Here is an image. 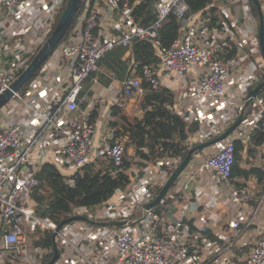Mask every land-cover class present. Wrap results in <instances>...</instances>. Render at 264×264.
Listing matches in <instances>:
<instances>
[{
  "label": "built area",
  "instance_id": "1",
  "mask_svg": "<svg viewBox=\"0 0 264 264\" xmlns=\"http://www.w3.org/2000/svg\"><path fill=\"white\" fill-rule=\"evenodd\" d=\"M66 1L0 0V11L5 10L0 32L6 37L1 55L11 57L8 65L0 61V94L9 88L18 69L27 66L25 60H20V53H29L33 47L39 49L43 45ZM156 12L157 21L142 26L135 21L127 0H84L70 32L48 58L54 68H66V87L56 92L46 106L30 107L29 122L0 126V264H44L51 258L52 249L33 243L42 231L53 233L58 225L51 218L40 217L34 209L31 194L38 185L36 174L47 161L56 140L59 168L76 170L91 160L96 127L90 121L89 112L79 109L80 94L84 81L97 70L98 60L108 51L126 47L135 39L150 41L160 54L159 66L164 73L179 79L192 77L190 85L194 93L190 95L196 103L223 101L230 86L237 81L245 57L214 58L215 47L200 45L193 29L182 30L168 47L160 45L158 30L162 20L172 14L182 21L188 13L184 0H158ZM20 13L31 19L26 23V28L33 31L29 39L27 29L17 36L20 33L6 32L4 27L6 21L16 24ZM22 21L25 23V19ZM245 43H249L251 53L257 55V39L240 37L236 43L240 52ZM137 68L140 69L137 75L121 83V94L125 98L137 99L144 95L142 81L152 90L160 85V75L154 65L134 63L133 71ZM255 68L248 66L250 74L240 82L242 87L247 88L256 79ZM15 96L19 97L18 93ZM241 107L242 104L234 106L236 117ZM260 115L261 110L246 125L255 127ZM247 139L248 133L239 138L244 144ZM233 141L215 144V150L201 166L204 172L213 174L211 183L216 195L212 204L226 214L225 223L221 217L216 218L218 212H209L208 219L214 221L213 225L205 218L189 223L184 214L170 222L166 214L158 217L153 209L137 217L138 210L143 213V205L153 199L149 184H164L180 163V158L173 157V161L164 164L165 169L161 168V163L145 168L144 175L134 180L132 191L124 193L114 205L94 212L86 207L76 208L73 215H85L96 221L134 222L122 226H95L84 221L64 224L57 231L59 256L53 264H264V229L249 233L264 205V197L256 198L252 205L251 200L256 196L254 187L248 185V181L245 186L233 183ZM124 151L123 144L115 142L103 146L99 154H107L116 166H121ZM188 183L189 179L179 177L167 195L176 201L185 197V207L196 211L200 199L185 193ZM69 184L72 185L71 180ZM140 201L144 204L138 208Z\"/></svg>",
  "mask_w": 264,
  "mask_h": 264
},
{
  "label": "trees",
  "instance_id": "2",
  "mask_svg": "<svg viewBox=\"0 0 264 264\" xmlns=\"http://www.w3.org/2000/svg\"><path fill=\"white\" fill-rule=\"evenodd\" d=\"M127 1L132 6V15L140 25L148 26L157 21L156 5L158 0ZM184 1L188 5V13L185 18L190 13L209 8V27L215 26L216 21H219L217 27L223 28L222 26L225 24L223 21L226 20L222 16H219V20L213 16L217 10L215 5H213L214 0ZM247 1L250 6L251 16L257 21L259 10L252 0ZM64 7L65 5L55 17L51 32ZM183 26V21L178 20L172 14L166 16L158 30L160 45L168 47L179 37ZM70 30L71 27L65 37ZM250 49L251 47L247 43L243 45V50L240 53L245 56L247 64L254 63L257 57H261L259 50L257 55H253L250 53ZM237 54V47L232 42H229V45L223 47L221 53L215 58L236 59ZM160 62V54L150 41L135 39L126 47H116L108 51L98 60L97 69L107 74L108 77L114 75L117 79L123 81L131 77L134 63L157 66ZM22 70L20 69L16 76ZM139 70L137 68L133 75L137 74ZM93 76L95 77L96 73L92 72L86 78L84 90L87 87L89 88ZM256 76L257 80L251 83L249 90L264 79V68L263 70L258 69ZM30 81L31 79L18 91L19 94H23L27 90ZM108 81L109 79L105 82ZM142 86L145 89V93L135 102L131 115H126L121 105L111 106L112 120L109 122V126L113 134L109 141L110 144L113 142L123 144L125 151L122 165L116 166L105 153L92 156L89 162L74 170L73 173L61 171L51 162L43 163L36 174L38 185L31 194L32 204L40 217L51 218L58 224L60 221L72 216L76 208L86 207L94 212L104 205L114 203L112 199L118 190H124L131 183L125 171L132 165L143 168L146 164H155L165 157L179 156L181 160L185 157L189 151L186 141L198 130L199 122H188L184 115L173 111L171 106L174 102V94L171 90L161 86L152 90L144 82H142ZM258 97L264 100V87L260 89ZM253 110L254 107L248 105L244 116L246 117ZM137 111H142L140 118L136 117ZM90 116L93 122L96 117V111H93ZM233 145L235 152L231 168V179L237 186H245V182L251 178L255 179L256 185L254 189L256 190V196L251 200V204L255 205L256 198L264 197V166L243 167L242 165L246 161L243 158V154L247 155V161H249L248 158L256 159L259 148L264 145V107L257 124L249 134L247 142L244 144L240 140H235ZM134 156L138 159L136 163L133 160ZM239 179H242V182ZM70 180L72 185L69 184ZM161 187H151L150 193L153 199ZM173 200L174 197L166 195L153 208L152 212L158 217H164ZM136 215L137 217L141 215L140 210H138ZM33 243L36 246L52 249V233L42 231L39 237L33 240Z\"/></svg>",
  "mask_w": 264,
  "mask_h": 264
},
{
  "label": "crops",
  "instance_id": "3",
  "mask_svg": "<svg viewBox=\"0 0 264 264\" xmlns=\"http://www.w3.org/2000/svg\"><path fill=\"white\" fill-rule=\"evenodd\" d=\"M236 1L237 0H214L213 2V5H215L217 9L214 12L213 16L217 18V20H219V16H222L226 20L223 21L225 23L222 26L223 28L217 27L219 21H216L215 26L209 27V22H208L209 8H206L203 11L190 13L186 18H184L182 20L184 23L182 30L188 28L193 29L194 34L196 35L197 42L200 45L212 44L215 47L214 58L221 53L223 47L229 45V42H232L233 45L236 46L238 50L239 47L236 43L240 40L239 31L241 28L239 26L241 25V20L237 19L239 15L236 12L235 8L231 7ZM245 2L246 5H248L249 7L248 10L250 13L249 3L247 0ZM260 7L264 16V2H262L261 0H260ZM20 10L21 9H18L17 12H20ZM4 15H5V10L1 9L0 21L1 20L2 21L0 23L5 22L4 21L5 19L3 18ZM22 19H25V23H23ZM30 20L31 19L27 18L25 14L20 13V19L14 22L16 24H10L6 21L4 27L6 29V32L9 31L10 33L11 32L17 34L20 33L17 36H21L22 33L27 29L26 23L29 22ZM257 27L258 25H256V28ZM28 30L29 29H27V31ZM6 32H4V34ZM1 35L2 33L0 32V61H3L5 65H8L9 64L8 61H10L11 57L4 58L1 55V52L3 51L2 43H5V39H6L5 36L2 37ZM253 37L256 38L258 41L257 31L255 33V36ZM243 45L241 47V51L243 50ZM36 50L37 49H35L34 47L33 53L21 52L20 60L21 61L25 60L26 64L28 65V63L30 62V58L34 56V54L37 52ZM240 53L241 52L238 50L237 57L241 56ZM256 60L254 63H249V64L252 65L256 64L257 63ZM244 62H245V58L242 63ZM159 64L155 66V69L159 72L160 75L159 86L165 87L173 92L174 102L171 106L173 111L177 112L180 115H184L188 122H193V121L199 122L198 130L195 133H193L186 141L189 149L193 147V145L195 146L198 143H201L203 141H206L208 139H211L219 135L236 119V114H235L236 111L234 106L243 104L251 84L247 88H244L242 87L241 83L236 81L230 86L229 92L227 93L226 98L223 101H217L213 104L204 100L201 101L200 103H196L190 95L191 93H194V91L192 90L193 87L190 85L192 81V77L188 76L183 79L175 78L172 75H168L164 73L160 68ZM263 66H264V62H263ZM255 67L256 68L254 75L255 77H257L256 72L259 69V67L257 66V64ZM19 70L20 68L18 69V71ZM134 72L135 71L132 72L131 77L137 75V74L133 75ZM94 73H96V76L92 77V82L89 85V88L87 87V89L85 90L83 88V91L80 94L81 103L79 104V109L82 112L88 111L89 116L92 115L93 111H96V117L94 121L92 122L90 119V121L94 123L96 127L94 141H93L94 148L92 149L93 157L98 156L100 153V149H96L97 146H106L107 144H110L109 140L111 139L113 134V131L109 126V122L112 120L111 106L121 105L124 109V113L126 115H131L132 113L131 110L135 106L134 105L135 102L139 99V98L137 99L125 98L121 94L122 80L117 79L114 75L108 77L107 74H105L100 70L98 71V69ZM67 79L68 78H67L66 68L62 67L60 69H56L50 62H48L47 59L45 63L41 66V68L32 77L27 87V90L23 94H19L18 92L19 97L16 96L13 97L8 103H6L5 106L0 108V126H7L16 122L18 123L22 122L23 124L29 122L30 121L29 108L46 106L49 100L55 95L56 92L66 87ZM107 79H109V81L105 82L107 81ZM84 85H85V81H84ZM184 92L186 93V97L182 98V94ZM258 101L262 102L263 104L257 103ZM251 106L254 107L253 112L250 113L246 119L244 118L243 122L232 133V135H230L225 140H234V141L239 140V138H244L246 133H248V138H249V134L251 130L254 128V126L252 128H249L250 126L246 125V123L249 121V119L254 120V117L257 115V113H259L260 110L262 112V109L264 107V100L261 97L257 96L255 102ZM71 114L77 115V112H72ZM141 116H142V111H137L136 117L140 118ZM214 147L215 145H212L200 151H196L192 155L191 160L187 165V167L179 175L180 178L186 180L189 179V183H188L189 187L185 193H187V195H190L193 198L197 196L200 199V206L196 211L194 210L191 211L187 207H185L186 205L185 197L184 199H180L178 201H176V198H174L172 204L169 206L168 211L166 213V218L168 221L170 222L175 221L179 214H184V219L187 222L193 219L195 221H198V218L201 219L205 218V220L210 225H213L215 224L214 221H212V219H208L209 212H212L213 214L215 212H218L216 218L221 217L223 223L227 221V216L225 213H221L222 211H219L216 206H214L213 208L212 202L214 203V197L216 195V192L213 190L211 183L213 174L209 172H204V169L201 167L202 163L207 158V156L212 151L215 150ZM262 150H264V145H262L259 148L258 155L260 154V158H261L260 151ZM57 151H58V146L56 140L55 143L54 142L52 143V147L47 157V161L45 162H51L57 166L58 165ZM34 154H37V151H35ZM173 157L180 158L179 156L177 157L169 156V157H165L161 161H158L157 163H161V168L165 169L164 164L173 161ZM246 157L247 155L243 154V158L246 159V161L242 165L243 167L249 168L250 166H256V159L248 158L249 161H247ZM133 160L134 163L138 161L137 157L135 156L133 157ZM181 161L182 160L180 158V162ZM155 164H146L143 168H139L136 165H132L130 168H128L125 171V173L126 175H128L129 179L131 180V183L124 190H118V192L112 199L114 203L108 205H114L117 202V199H119L124 193L129 194V192L132 191V187L135 183L134 180L144 175L145 168H147L148 166H153ZM57 168L66 173L74 172V170H63L58 166ZM179 177L176 179V182L179 179ZM239 181L242 182V179H239ZM247 184L255 187L256 185L255 179L251 178L250 180H248ZM162 185L163 184L158 182L150 183L148 186V190L150 192L151 187L162 186ZM143 204H144L143 201H140L137 207L140 208V206ZM262 208L259 211L258 217L256 219V223L252 226V229L249 232L251 234H256L260 230V228H262L261 225H264V210L262 211ZM185 213H187L188 215L186 216ZM140 214L142 215V210L140 211Z\"/></svg>",
  "mask_w": 264,
  "mask_h": 264
},
{
  "label": "water",
  "instance_id": "4",
  "mask_svg": "<svg viewBox=\"0 0 264 264\" xmlns=\"http://www.w3.org/2000/svg\"><path fill=\"white\" fill-rule=\"evenodd\" d=\"M84 0H67L63 11L61 12L59 19L52 30L50 36L44 41L43 45L37 50L34 54L28 65L15 77L13 82L10 84L9 88H7L3 93L0 94V108L5 106L17 93L18 91L27 83L32 77L36 74V72L41 68V66L45 63V61L49 58L52 51L56 48V46L60 43V41L65 37L68 30L72 26L79 10ZM257 9L259 10L258 18H257V37H258V45L259 51L264 62V18L263 13L260 7V0H252ZM264 87V79L259 81L252 89H250L246 95V98L242 104L241 111L237 115L236 119L219 135L203 141L201 143L196 144L191 147L182 161L178 164V166L174 169V171L170 174L166 182L162 185L160 191L155 196L154 199L145 203L143 205V215L146 214L147 211L152 210L157 204H159L163 198L167 195V192L175 183L176 179L182 173V171L189 164L192 155L196 151H200L209 146L215 145L227 139L232 133L238 128V126L244 120V112L248 105H253L256 97L261 88ZM72 221H84L89 224L95 226H122V225H130L134 221L131 220H119V221H96L85 215H72L67 219L60 221L57 225L56 230L52 233V249L53 254L51 258L45 264H53L54 261L59 256V249L56 243V235L57 231L66 223Z\"/></svg>",
  "mask_w": 264,
  "mask_h": 264
},
{
  "label": "rangeland",
  "instance_id": "5",
  "mask_svg": "<svg viewBox=\"0 0 264 264\" xmlns=\"http://www.w3.org/2000/svg\"><path fill=\"white\" fill-rule=\"evenodd\" d=\"M231 7H234L236 12L238 13V17L237 19L241 20V25L239 26L241 29L239 31L240 37H248L249 39H252L253 36H255V33L257 31L256 28V20L251 17L249 10H248V5H246V2L244 0H240V1H236ZM33 36V31L32 29H29L27 32V39H29L30 37ZM245 40V38H244ZM41 46V45H40ZM39 46V48H40ZM38 50V48H37ZM36 50V51H37ZM31 53L34 52V47L30 50ZM257 66L259 67V70H263L264 66H263V60L261 57H257ZM256 64H253L254 66H256ZM247 65H252V64H247V62L245 61L244 63H241L240 68L243 70L241 71V73L238 75V77L236 78V80L240 83L244 80H246V78L248 77V75L250 74V69H248ZM255 72V71H254ZM102 74V73H100ZM103 148V146L100 147V151ZM261 152V158H260V154H257L256 157V165H262L264 166V150L260 151ZM252 184V183H251ZM264 206V205H263ZM264 210V207L262 208V211ZM262 213V212H261ZM185 215L187 216L188 214L185 213ZM263 223V222H262ZM262 228H264V225H261Z\"/></svg>",
  "mask_w": 264,
  "mask_h": 264
}]
</instances>
